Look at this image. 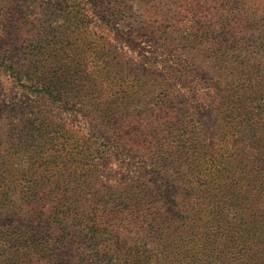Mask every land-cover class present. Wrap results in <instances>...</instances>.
Listing matches in <instances>:
<instances>
[{"label":"trees","instance_id":"obj_1","mask_svg":"<svg viewBox=\"0 0 264 264\" xmlns=\"http://www.w3.org/2000/svg\"><path fill=\"white\" fill-rule=\"evenodd\" d=\"M25 3L80 45L66 81L0 47V264H264V0ZM135 160L154 177L111 174Z\"/></svg>","mask_w":264,"mask_h":264},{"label":"rangeland","instance_id":"obj_2","mask_svg":"<svg viewBox=\"0 0 264 264\" xmlns=\"http://www.w3.org/2000/svg\"><path fill=\"white\" fill-rule=\"evenodd\" d=\"M26 0H19V4L16 9V13L13 14L17 20V23L20 21L21 25L19 26L20 32L18 34H13L12 31L14 30L13 27H11L12 31L11 34L8 35V37L4 40L0 39V47L2 45L9 44L11 48H14L16 45L18 47H25L26 50L30 48H34V51L38 50L37 55H34L36 64L42 65L45 69V67H50V75H53L54 77L59 78H65V81L68 80V77L61 75L60 71H62L59 68V63L63 62L64 54H62V51H64V46L69 48L70 52L74 53V57L76 58V48L77 45H80V43L77 41L76 37L78 33L76 30L73 31V33H67L64 29H60L58 27V24L61 23L63 20L58 17H51L47 14H44L41 10H37L38 14L35 15V11H32L31 8L25 3ZM31 1V0H27ZM39 0H37L38 2ZM27 9V10H26ZM22 10H26L24 14H22ZM28 17H31L28 21H31L32 18L35 19V21L31 24L26 20ZM38 18V22H36V19ZM17 23L15 26H17ZM125 30V29H124ZM21 34L22 40L18 39L17 37ZM17 36V37H16ZM13 38H16V40H13ZM138 44H139V51L145 53L147 56L152 55L151 53V43L148 40L147 36H141L138 38ZM85 46V45H84ZM131 56H134L135 54L132 52H129ZM81 57H84L85 55V48H83V51L79 54ZM55 69V70H54ZM45 71V70H44ZM42 105L45 106V98L41 102ZM2 111L0 110V115ZM1 117V116H0ZM156 117H160L159 121L155 120V124H161L163 127H172L176 123V119L173 116H170L168 113H161L159 116L153 115V120ZM202 118L205 122L208 121V124L205 128V135L206 140L205 144L211 151L216 150V141L214 139L213 135V125H212V115H202ZM77 120V121H76ZM68 126L74 125L70 128V130L75 131L78 127H81L83 121L78 119H73L70 117L69 121L65 120ZM127 160H125L126 162ZM139 163H137V160H135L134 164H127L120 162L119 166H116L114 170L111 171V174L118 175V176H129L136 177L139 175L140 170H142L144 178H153L154 175L151 174V176H146V173L143 169H140ZM142 168V167H141ZM46 185H44V189H46ZM174 189L168 188V194H173ZM228 253L229 250H226ZM264 258V254L262 255ZM67 258H70L68 255Z\"/></svg>","mask_w":264,"mask_h":264}]
</instances>
